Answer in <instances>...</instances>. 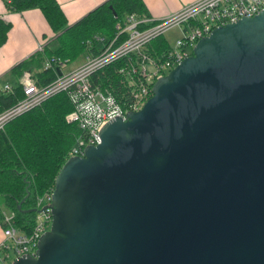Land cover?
Here are the masks:
<instances>
[{"label":"water","instance_id":"water-1","mask_svg":"<svg viewBox=\"0 0 264 264\" xmlns=\"http://www.w3.org/2000/svg\"><path fill=\"white\" fill-rule=\"evenodd\" d=\"M150 92L65 159L48 230L12 264H264V9Z\"/></svg>","mask_w":264,"mask_h":264},{"label":"built area","instance_id":"built-area-1","mask_svg":"<svg viewBox=\"0 0 264 264\" xmlns=\"http://www.w3.org/2000/svg\"><path fill=\"white\" fill-rule=\"evenodd\" d=\"M264 9V0H193L178 10L159 19L149 16L138 17L133 13L126 14L114 24L115 34L111 38H103L99 34L92 36L87 42L88 51L82 62L65 72L62 71L67 59L47 57L41 68L59 71L54 80L41 86L31 74L22 72V97L13 105L0 111V130L13 117L38 105L44 98L57 91H64L73 105L66 115L67 121L74 122L79 134L68 151L67 157L82 156L83 149L99 142L101 126L110 120L107 98H115L120 108V116L125 119L129 111L138 110L150 96V88L154 80L165 75L183 58L191 54L195 42L209 34L218 26L233 22L240 17H251ZM173 27H177L180 36L174 45L161 51L162 59H155L148 54V45L158 36ZM42 45L36 50L41 51ZM118 64V66H115ZM113 66L118 75L120 94H115L101 83L92 81V76L106 66ZM147 65L152 69L148 70ZM120 75V77H119ZM11 85L3 84L2 90L10 91ZM91 102L103 109V115L88 124L80 105ZM51 191L37 197L38 211L30 231L21 232L11 226L9 217L1 230L0 264H12L13 260L25 255L34 256L39 236L48 230L51 222Z\"/></svg>","mask_w":264,"mask_h":264},{"label":"trees","instance_id":"trees-1","mask_svg":"<svg viewBox=\"0 0 264 264\" xmlns=\"http://www.w3.org/2000/svg\"><path fill=\"white\" fill-rule=\"evenodd\" d=\"M2 3L6 11L12 12L37 8L55 36L42 45V51H36L11 69L15 78L10 91L0 90V111L22 97L18 77L24 70L45 86L58 73L54 69L41 68L45 58L54 56L69 62V59L88 51L87 42H91L94 34L111 38L115 34V22L126 14L148 16L142 0H104L73 24L67 25L56 0H2ZM7 29L8 24L0 18V45L5 41ZM168 47V43L158 36L148 45V54L157 60L162 59L160 53ZM117 79L111 65L92 76V81L120 94ZM72 108L67 94L57 91L10 119L0 130L1 228L7 225L6 216L9 217L8 224L21 232L32 228L38 210L36 199L52 190L57 171L68 158V151L79 134L78 126L65 118Z\"/></svg>","mask_w":264,"mask_h":264},{"label":"crops","instance_id":"crops-1","mask_svg":"<svg viewBox=\"0 0 264 264\" xmlns=\"http://www.w3.org/2000/svg\"><path fill=\"white\" fill-rule=\"evenodd\" d=\"M56 1L64 14L67 25H71L104 0ZM191 1L193 0H142L148 16L153 19L163 18ZM0 18L8 24L5 41L0 45V78L7 73V77L3 79V84L11 85L15 78L11 69L35 53L38 45L50 42L55 34L50 30L45 18L37 8L26 9L21 12L6 11L2 0H0ZM50 44L53 45L54 43ZM76 59H81L80 64L83 60V54L80 53L71 60ZM72 67L74 68V66ZM21 80L22 74L18 77V82L20 83ZM2 86L0 90H2ZM1 230L0 226V239L2 237Z\"/></svg>","mask_w":264,"mask_h":264},{"label":"clouds","instance_id":"clouds-1","mask_svg":"<svg viewBox=\"0 0 264 264\" xmlns=\"http://www.w3.org/2000/svg\"><path fill=\"white\" fill-rule=\"evenodd\" d=\"M107 104L110 118L115 121L116 118L120 116V108L116 105L115 98L111 96L107 98ZM80 109L86 117L88 124H92L94 120L99 119L103 115V109L100 108L99 105H95L91 102L80 105Z\"/></svg>","mask_w":264,"mask_h":264},{"label":"rangeland","instance_id":"rangeland-1","mask_svg":"<svg viewBox=\"0 0 264 264\" xmlns=\"http://www.w3.org/2000/svg\"><path fill=\"white\" fill-rule=\"evenodd\" d=\"M180 36V32L178 30L177 27H173L167 31H165L163 33V35H161V37L168 43V45H174V41L176 38H178ZM42 51V50H41ZM81 59H76L74 61L70 60L64 67H62V71L65 72L71 68H73L72 66L76 67L75 65H78ZM147 69L151 70L152 67L147 65ZM7 77V73H5L1 78H0V87L2 86L3 79H5Z\"/></svg>","mask_w":264,"mask_h":264}]
</instances>
